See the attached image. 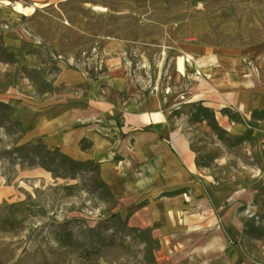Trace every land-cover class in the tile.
I'll list each match as a JSON object with an SVG mask.
<instances>
[{
	"label": "rangeland",
	"instance_id": "374dc122",
	"mask_svg": "<svg viewBox=\"0 0 264 264\" xmlns=\"http://www.w3.org/2000/svg\"><path fill=\"white\" fill-rule=\"evenodd\" d=\"M263 50L264 0H0V218L25 204L0 231V264H155L160 238L124 219L143 204H121L101 164L32 143L17 120L92 91L153 109L189 147L194 204L169 205L170 224H158L178 231L187 257L215 251L210 231L264 264V137L221 127L201 98L264 78L250 59ZM114 78L128 88L116 92Z\"/></svg>",
	"mask_w": 264,
	"mask_h": 264
},
{
	"label": "crops",
	"instance_id": "0c3cea01",
	"mask_svg": "<svg viewBox=\"0 0 264 264\" xmlns=\"http://www.w3.org/2000/svg\"><path fill=\"white\" fill-rule=\"evenodd\" d=\"M216 90L206 91L201 98L203 105L215 112L221 127L240 136L252 133L254 137L258 134L264 137V78L261 75L239 78L232 88ZM93 94L92 91L91 96H70L44 111L19 112L17 120L32 143L59 149L77 161L90 158L101 164L108 171L109 184L121 204H143L124 219H128L129 227L139 231L151 229L148 232L160 238L162 246L157 251L155 264H259L238 246H228L224 235L217 242L213 240L210 231L208 236L213 239L209 242L214 243L215 251L210 256L198 251L196 256L187 257L188 244H180L178 231L158 224L160 221L170 224L168 221L176 212L172 214L169 205L194 204L191 200H195L196 193L194 159L189 147L179 141L181 136L175 128L158 119L153 109L147 111L144 104L136 107L139 112L130 107L121 110L118 104L99 101ZM141 107L145 109L141 111ZM158 124L165 126L163 132L156 130ZM143 182L146 186L142 190L136 184ZM178 190H186V196L163 195ZM156 195H162L159 205L167 206L162 212L157 207L155 200L159 196ZM191 219L194 220V213ZM195 231L187 229L183 235L194 238Z\"/></svg>",
	"mask_w": 264,
	"mask_h": 264
},
{
	"label": "bare ground",
	"instance_id": "6f19581e",
	"mask_svg": "<svg viewBox=\"0 0 264 264\" xmlns=\"http://www.w3.org/2000/svg\"><path fill=\"white\" fill-rule=\"evenodd\" d=\"M250 59H252L255 62L256 67L262 69L264 67V50L261 51V52H259L258 54L252 55L250 57ZM120 68H121V65L120 64H117V65H114L113 68H111V70H117V69H120ZM246 74H247L246 73V70L243 69V75H246ZM110 82L113 85V87L115 86L117 88L116 92L121 91L123 89H126L129 86L127 80L120 79V78H114ZM162 106L164 107L165 104L163 103ZM155 128H156V130H158L160 132H163L165 126L162 125V124H158V125L155 126ZM136 186L139 189H142L143 190L145 188V186H146V182H143L141 184H138L137 183ZM192 259L194 260V258H192Z\"/></svg>",
	"mask_w": 264,
	"mask_h": 264
},
{
	"label": "trees",
	"instance_id": "16d2710c",
	"mask_svg": "<svg viewBox=\"0 0 264 264\" xmlns=\"http://www.w3.org/2000/svg\"><path fill=\"white\" fill-rule=\"evenodd\" d=\"M24 203H17V204H10L5 206V208H7V210H10L8 215L6 217L0 218V231H6L7 228L6 227H11V229L13 228V223L16 222V211L19 208L24 207ZM68 236L71 238V234L68 233ZM56 240L58 241V243H62L61 238L58 236L56 238Z\"/></svg>",
	"mask_w": 264,
	"mask_h": 264
},
{
	"label": "built area",
	"instance_id": "2783aa9c",
	"mask_svg": "<svg viewBox=\"0 0 264 264\" xmlns=\"http://www.w3.org/2000/svg\"><path fill=\"white\" fill-rule=\"evenodd\" d=\"M184 61L187 64H191V63H193L194 59L191 58V57H186ZM187 74L189 75V73H187ZM195 74H197L198 76H200V72L199 71H196Z\"/></svg>",
	"mask_w": 264,
	"mask_h": 264
}]
</instances>
